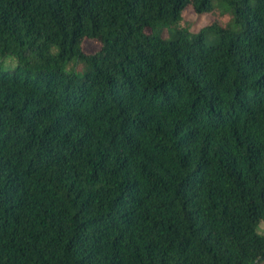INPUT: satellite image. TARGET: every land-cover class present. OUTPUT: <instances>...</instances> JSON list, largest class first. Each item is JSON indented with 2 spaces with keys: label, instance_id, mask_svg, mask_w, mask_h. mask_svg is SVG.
<instances>
[{
  "label": "trees",
  "instance_id": "trees-1",
  "mask_svg": "<svg viewBox=\"0 0 264 264\" xmlns=\"http://www.w3.org/2000/svg\"><path fill=\"white\" fill-rule=\"evenodd\" d=\"M221 1L0 0V264H264V0Z\"/></svg>",
  "mask_w": 264,
  "mask_h": 264
},
{
  "label": "rangeland",
  "instance_id": "rangeland-1",
  "mask_svg": "<svg viewBox=\"0 0 264 264\" xmlns=\"http://www.w3.org/2000/svg\"><path fill=\"white\" fill-rule=\"evenodd\" d=\"M214 4H217L220 6V8H223L226 10L227 15H230V5L223 3L221 0H213ZM222 2V4L220 3ZM255 0H249L250 4H254ZM212 20V16L210 14H198L192 6H188L183 11V26H189L190 30L192 32H198L201 28L208 25ZM148 32L151 31V29H147ZM169 34V33H168ZM210 36L207 39V42H213L218 39L217 33H210ZM83 49L87 53H93L100 49L101 43L96 39H85L82 43ZM0 64L3 68L7 69H13L17 66V61L14 56H7V57H0Z\"/></svg>",
  "mask_w": 264,
  "mask_h": 264
}]
</instances>
